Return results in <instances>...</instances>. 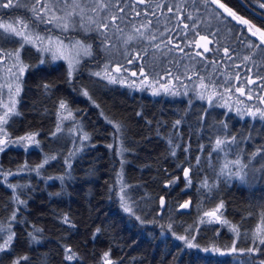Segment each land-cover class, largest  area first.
Wrapping results in <instances>:
<instances>
[{
  "label": "trees",
  "instance_id": "16d2710c",
  "mask_svg": "<svg viewBox=\"0 0 264 264\" xmlns=\"http://www.w3.org/2000/svg\"><path fill=\"white\" fill-rule=\"evenodd\" d=\"M243 1L252 10L240 0H220L254 25L253 31L264 30V0ZM156 4L172 17L173 29L179 32L163 52L178 51L181 46L190 50L184 44L195 43L200 35L212 41L209 52L193 57L188 75L181 76L182 65L162 67V78L178 76L174 95H153L96 75L105 56L93 27L85 33L69 31L93 48V55L82 59L72 74L63 61H53L29 44L21 48L26 70L15 112L9 114L4 130L13 141L35 134L36 145H7L0 152V226L6 227L0 241L13 237L0 251V264L264 261V244L254 236L264 220V118L241 119L226 113L223 106L210 107L207 100L196 98L193 86L208 72L214 83L221 66L230 64L234 83L245 74H252L251 79L261 75L263 86L257 83V87L264 98V54L251 46L260 45V37L248 31L249 25L225 19L227 13L211 2L144 0L142 5L150 10ZM25 6L1 5L0 17L23 15L35 24ZM217 11L221 16H216ZM54 31L63 36L60 30ZM20 44L17 36L0 28V56ZM153 50L157 53L156 45ZM183 52L178 51V56L183 57ZM61 101L73 115L58 131ZM117 135L123 147L121 159L115 146ZM218 140L223 141L219 148ZM237 165L251 175L238 178ZM120 167L135 213L125 211L119 199ZM185 202L189 206L180 209ZM221 202L222 220L206 221L204 214ZM185 235L198 247L178 239ZM231 246L243 251L221 257L203 250ZM250 248L260 251H247Z\"/></svg>",
  "mask_w": 264,
  "mask_h": 264
},
{
  "label": "rangeland",
  "instance_id": "374dc122",
  "mask_svg": "<svg viewBox=\"0 0 264 264\" xmlns=\"http://www.w3.org/2000/svg\"><path fill=\"white\" fill-rule=\"evenodd\" d=\"M135 1L123 0L121 3H118L113 2V0H12L13 5H26L24 8L30 14L31 20L36 23H32L23 15L7 16L3 14V17H0V28L9 34L17 36L21 40V44L16 50L6 52L0 56V61L2 60L0 63V117H3L9 108L17 104L20 91L17 94L16 89L19 87L21 90V80L26 70V65L21 58L22 45L29 44L33 46L43 56H48L53 61H63L67 65L69 74L77 70L82 59L93 55L92 44L73 37L69 32L70 30H78L85 33L94 28L95 31L99 32V35H96V37L98 38L99 49L105 56L97 72L100 73L101 77L108 81L107 77H115L117 80L122 81L117 82L119 84L128 85L134 89L143 90L153 95L165 92L171 95L176 94L175 80L178 76L171 74L167 75L166 78H162L163 73L160 74L163 70L162 67L167 65L166 68L172 69V67L182 65L185 71H182L181 76H186L190 73V68L193 66V57H202L204 55L203 47H197L196 43L187 42L184 45H189L190 50L184 49V52L178 50L180 53L183 52V57H179L176 50L174 52H163L165 50L163 47H169L170 43H174L179 34L178 31L176 32L173 29L174 26L176 27L175 21L169 15L167 17L163 13L164 11H160V4L152 6L149 10L140 1ZM4 3H7V0H0V10L1 5ZM101 5H107V7H102ZM164 15L165 18H163ZM112 17H116V19L113 20ZM50 20L52 23L48 22ZM100 24H107L108 27L106 29L98 27ZM25 25L27 27H24ZM64 25H67V27H64ZM11 29L23 32L24 36L16 35ZM57 29L61 31L63 36L57 35L54 31ZM140 33H143V35ZM152 36H155L156 39H151ZM25 37L31 40V43L26 42ZM129 37L132 39H129ZM204 43V41H200L201 45ZM155 45H159V47H156L158 54L153 50ZM207 46L211 49V44ZM149 48L152 49L150 50ZM181 48L183 49L182 46ZM86 49L90 51V55L85 54ZM17 52H19V61L16 58ZM148 53H150V56ZM184 53H187V55ZM197 53H202V55H197ZM144 55L146 56L145 60L143 59ZM174 60L177 64L174 63ZM171 61H173V64L170 63ZM229 65L225 64L221 66L222 71L216 73V78L215 75L213 76L214 83L211 81L210 72L204 76L201 74V80L193 85L194 90H196V98L207 100L210 107L223 106L226 108V113L232 112L241 119L246 117L252 119L262 117L257 112V109L264 112V98L259 94L260 90L257 87V83H260L259 79H261V75L256 76L259 79H251L253 77L252 74H245L242 77L243 79L239 78L238 83H234L233 74L228 72ZM20 68L24 69L23 73L20 72ZM117 68L120 70L117 71ZM133 73H136V75H133ZM167 73L170 72L167 71ZM221 74H224V79ZM245 79H251L255 83H246ZM260 86L262 87L263 85L260 83ZM223 89L225 91L220 92ZM238 89H242L243 94ZM65 105V108L60 107L58 113L56 123V130L59 129L58 131H61L66 126V123L72 119L73 113L68 109L66 103ZM253 112H256L255 116L252 115ZM4 124L0 123V140H4L7 145L25 146L26 148L36 145L35 142H30L28 139L21 141V137L15 141L11 140L6 135ZM114 126L117 125L114 124ZM29 135H32V133L25 134L22 137ZM115 146L119 158H123V147L119 135L116 137ZM237 157H239V154ZM244 168V166L242 168L239 167V169L235 168L236 176L243 180L251 175ZM117 181L119 183V199L122 202L124 210L127 211L126 209L130 208L131 211L127 212L135 213L128 195V184L124 178L122 167H120L118 172ZM216 215L220 217L219 220L210 216H205V220L221 221L222 216L220 211ZM5 229V226H0V232H5ZM258 229L260 230L259 233ZM257 234L264 237V220L256 227L254 232L256 238ZM182 237L190 241V244L194 245L192 247H198L191 237L186 235ZM4 241H6V237L0 241V246ZM187 244L189 245V243ZM233 248H235V251H233ZM203 250L221 257L243 251L234 246L227 249L214 247Z\"/></svg>",
  "mask_w": 264,
  "mask_h": 264
},
{
  "label": "snow or ice",
  "instance_id": "6c2138e0",
  "mask_svg": "<svg viewBox=\"0 0 264 264\" xmlns=\"http://www.w3.org/2000/svg\"><path fill=\"white\" fill-rule=\"evenodd\" d=\"M144 0H140V3H143ZM204 2L207 4L209 2H211L212 4H215L218 6L219 9H223V12L224 13H227V16L225 17V19H227L228 17H231L233 20L237 21L238 23H240L241 25H249L248 27V31L251 32V34L253 36H256V35H259L260 37V45H251L252 47H259L261 48V54H264V30H260V29H256L255 31H253V28L255 27L254 25H251L249 21L243 19L242 17L238 16L232 9L228 8L225 4L221 3L220 0H204ZM4 8H10L12 7V0H7V3H4L2 5ZM102 7H107V5H101ZM261 8H264V4L261 5ZM93 11H95V9H93ZM168 11H172L171 8L168 9ZM137 15H139V13H137ZM216 16L219 17L221 16V12L217 11L216 12ZM113 20L116 19V17H112ZM188 19H192L191 16L188 17ZM49 23H52V21H48ZM24 27H27V25H25ZM64 27H67V25H64ZM98 27H103V28H107L108 25L107 24H100L98 25ZM146 27V25H145ZM185 27L187 28L188 25H185ZM193 27L195 28L196 25L193 24ZM11 31H14L16 35L18 36H24V33L21 32V31H16L15 29H11ZM139 31V30H137ZM141 35H143V33H140ZM129 39H132L131 37H129ZM151 39L155 40L156 37L155 36H152ZM25 41L28 42V43H31V40H29L27 37H25ZM200 41H204L205 43L203 45L200 44ZM196 43V46L197 47H203V52H209L210 51V48L207 46L208 44L212 43V41L208 40V37L207 36H200L199 40L198 41H195ZM23 47V45H22ZM90 47V46H89ZM156 47H159V45H156ZM180 51H183V49H179ZM228 52V49L225 48V53L227 54ZM85 54L86 55H90V51H88L87 49L85 50ZM197 55H202V53H197ZM16 58L17 60L19 61V52L16 53ZM139 58V57H137ZM245 59H250V57H246ZM129 63H131V61H129ZM71 67V66H70ZM117 71H119L120 69L117 68L116 69ZM24 69L23 68H20V72L23 73ZM71 74V73H70ZM96 75H100V73H96ZM133 75H136V73H133ZM109 79V82L110 83H117V82H122V81H119L117 80V78L115 77H107ZM248 83H255V81L249 79ZM203 86V85H202ZM167 91V89H165ZM241 91V93L243 94V90L242 89H238ZM20 89L19 87H17L16 89V92L17 94L19 93ZM85 95H87V93L85 92L84 93ZM60 107L61 108H65L66 105L63 101H61V104H60ZM15 112V106L13 105L11 108L8 109L7 112H5L4 116L3 117H0V123H6L7 122V117L9 116V114H12ZM257 112L260 113V115L262 117H264V112H261L259 109H257ZM71 115V113H70ZM253 116L256 115V112H253L252 113ZM177 123H179V121H177ZM119 127V126H117ZM59 130V129H58ZM34 135L35 134H32V135H29L27 137H21L20 140H24V139H28L30 142H35L34 141ZM217 147L219 148V146L223 143V141H217ZM0 145H3V147H0V152L4 151V147H7V143L4 141V140H0ZM47 162V161H45ZM236 163H239V161H236ZM184 176L185 178H187L189 176V170L185 169L184 170ZM170 183H175V181H171ZM161 203L163 204V198H161ZM189 206V203L188 202H185V204L181 205L180 207L181 208H187ZM223 208V202H221L219 205H217L216 209L211 211V212H206L204 215L205 216H210V217H215L216 220H219L220 217L216 215L217 212L220 211V209ZM127 211H131V209H126ZM99 231V230H98ZM233 231H236L235 228H233ZM259 229H258V233H259ZM12 236L10 235L7 239V241H5L4 245L2 247H0V251H3L5 250L12 242ZM180 239L182 240H185L186 243H189V246H194V245H191L190 244V241H188L185 237H179ZM257 239L260 240V243L261 244H264V237H261L259 234H257ZM233 251H235V248H233ZM247 251L249 252H256V251H260L259 248H250L248 249ZM109 254L108 253H105L104 256L107 257ZM71 259V257H69ZM14 264H19L18 261L14 262ZM107 264H111V261H108ZM261 264H264V261H261Z\"/></svg>",
  "mask_w": 264,
  "mask_h": 264
},
{
  "label": "water",
  "instance_id": "95a60500",
  "mask_svg": "<svg viewBox=\"0 0 264 264\" xmlns=\"http://www.w3.org/2000/svg\"><path fill=\"white\" fill-rule=\"evenodd\" d=\"M245 6H247L246 4H245V2L243 1V0H240ZM248 7V6H247ZM249 9H251L250 7H248ZM252 10V9H251ZM257 14H259V13H257ZM260 16H262L261 14H259ZM262 17H264V16H262ZM161 205L163 206L164 205V199H163V204L161 203ZM180 209H183V208H181L180 207Z\"/></svg>",
  "mask_w": 264,
  "mask_h": 264
}]
</instances>
